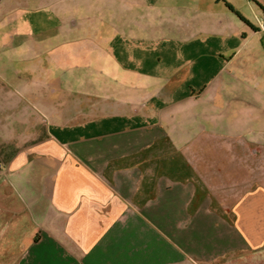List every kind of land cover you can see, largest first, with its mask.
<instances>
[{
	"label": "crops",
	"instance_id": "obj_1",
	"mask_svg": "<svg viewBox=\"0 0 264 264\" xmlns=\"http://www.w3.org/2000/svg\"><path fill=\"white\" fill-rule=\"evenodd\" d=\"M43 1L64 16L86 3ZM155 1L137 4L186 9L190 39L162 85L104 101L90 123L104 130L72 133L86 112L52 100V59L31 51L45 41L11 43L21 57L0 50V264H220L264 247L263 77L226 99L239 64L264 63V0ZM70 17L60 30L78 25Z\"/></svg>",
	"mask_w": 264,
	"mask_h": 264
},
{
	"label": "rangeland",
	"instance_id": "obj_2",
	"mask_svg": "<svg viewBox=\"0 0 264 264\" xmlns=\"http://www.w3.org/2000/svg\"><path fill=\"white\" fill-rule=\"evenodd\" d=\"M84 1L86 3L79 9L70 12L78 24L71 31H62L58 27L60 24L64 27L66 18L71 19L70 15L45 10L43 0H3L0 3V44L10 43L7 48L0 49L1 54L21 57L27 50V47H11V43L45 41V46L49 45L45 49L35 45L31 51L44 53L52 59L50 80L52 88L57 89L52 100H65L68 105L74 101L83 102L86 113L82 115V123L85 126L72 132L75 136L104 130L91 127L90 123L101 122L107 116L108 112L102 110L106 99L112 100L124 90L148 91L162 85L171 68L178 66L166 62L177 61L183 43L190 39V27L186 25L188 15L182 7L163 16L156 8L142 9L138 0H128L129 6L125 8L117 3L113 6L107 0ZM147 1L150 6L156 3L155 0ZM225 54L229 56V53ZM159 57H162L160 63ZM235 66L233 63L230 67ZM218 68L213 59L208 70L202 73L203 79L212 77ZM234 73L237 80H229L226 87L228 100L236 97V89L241 85L238 80L249 84L253 73L264 79V63L239 64ZM145 74L154 76L155 81L146 79L150 77ZM192 78V82L200 79L197 73ZM259 88L264 93V82ZM91 100L100 103V110L93 114L89 111ZM59 125V120L52 119L53 131ZM235 253L219 258L220 264H264V247Z\"/></svg>",
	"mask_w": 264,
	"mask_h": 264
},
{
	"label": "built area",
	"instance_id": "obj_3",
	"mask_svg": "<svg viewBox=\"0 0 264 264\" xmlns=\"http://www.w3.org/2000/svg\"><path fill=\"white\" fill-rule=\"evenodd\" d=\"M255 18H256V21H257V24H258L260 31H262L264 33V22H263V20L258 16H255ZM1 166H2V163L0 162V167Z\"/></svg>",
	"mask_w": 264,
	"mask_h": 264
},
{
	"label": "trees",
	"instance_id": "obj_4",
	"mask_svg": "<svg viewBox=\"0 0 264 264\" xmlns=\"http://www.w3.org/2000/svg\"><path fill=\"white\" fill-rule=\"evenodd\" d=\"M252 28H254V27L252 26Z\"/></svg>",
	"mask_w": 264,
	"mask_h": 264
}]
</instances>
